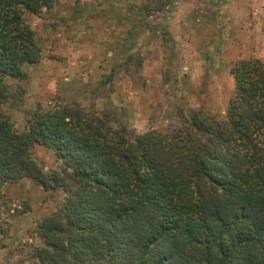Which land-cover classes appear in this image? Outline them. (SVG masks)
<instances>
[{
	"label": "trees",
	"instance_id": "1",
	"mask_svg": "<svg viewBox=\"0 0 264 264\" xmlns=\"http://www.w3.org/2000/svg\"><path fill=\"white\" fill-rule=\"evenodd\" d=\"M55 2L0 0V201L1 188L20 177L45 191L60 187L57 174L30 158L29 148L40 144L70 165L66 178L79 186L66 200L69 212L41 222L38 261L264 264L263 63L231 67L224 117L191 109L165 135L129 138L104 115L74 107L38 114L29 131L18 132L1 111L12 96L8 82L25 81V68L40 58L23 16ZM155 5L157 12L168 7Z\"/></svg>",
	"mask_w": 264,
	"mask_h": 264
},
{
	"label": "rangeland",
	"instance_id": "2",
	"mask_svg": "<svg viewBox=\"0 0 264 264\" xmlns=\"http://www.w3.org/2000/svg\"><path fill=\"white\" fill-rule=\"evenodd\" d=\"M164 1L158 12L159 0H56L49 11L25 13L40 58L25 68V81L8 82L13 97L3 116L26 132L38 114L74 107L104 115L129 138L165 135L191 109L224 117L231 67L264 65V0ZM28 153L38 169L60 177V187L45 191L20 177L1 188L0 264H42L35 257L44 246L41 222L69 212L66 200L79 192L54 149L40 144Z\"/></svg>",
	"mask_w": 264,
	"mask_h": 264
}]
</instances>
